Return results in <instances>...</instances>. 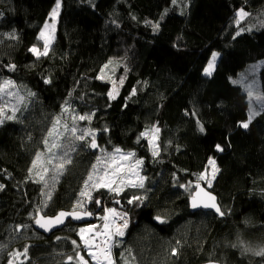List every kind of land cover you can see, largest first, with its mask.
Here are the masks:
<instances>
[{
	"label": "trees",
	"instance_id": "1",
	"mask_svg": "<svg viewBox=\"0 0 264 264\" xmlns=\"http://www.w3.org/2000/svg\"><path fill=\"white\" fill-rule=\"evenodd\" d=\"M59 3L55 42L47 56L38 57L30 49L57 0H0V84L12 81L25 96L13 119L11 112L0 114V264H68L76 251L92 264L79 240L82 226L70 221L47 237L33 218L45 203L41 214L47 217L72 210L100 149L88 147V140H71V163L48 201L43 183L34 179L38 169L33 178L29 173L56 118L71 126L72 116L84 114L91 120L77 121L78 132L94 131L104 152L120 148L143 161V188L96 190L85 203L95 212L96 200L101 202L96 216L106 208L127 214L115 264H264V256L255 254L264 250V106L242 128L250 103L237 83L261 62L264 95V0ZM241 9L246 15L239 28L245 30L236 35ZM213 52L220 55L206 76ZM110 62L118 65L115 80L103 81L100 73ZM115 84L120 92L113 99ZM66 134L59 144L68 142ZM243 136L256 139L255 151L245 147ZM216 144L224 151H216ZM209 158L218 170L211 186L204 185L217 196L223 218L190 210L198 177L210 170ZM133 196L141 201L129 204ZM25 248L26 255H13Z\"/></svg>",
	"mask_w": 264,
	"mask_h": 264
},
{
	"label": "snow or ice",
	"instance_id": "2",
	"mask_svg": "<svg viewBox=\"0 0 264 264\" xmlns=\"http://www.w3.org/2000/svg\"><path fill=\"white\" fill-rule=\"evenodd\" d=\"M173 3H176V0H173ZM60 9V3L59 0H57L56 7L52 10V16L56 17ZM246 13L241 9L237 13V20L236 24L238 26V31L236 32V35H240L241 32H243L245 29L239 28L240 18L244 17ZM49 27L53 29V32L55 30V25H45V29L47 30ZM151 27L153 30L159 29V23L152 24ZM250 30V29H249ZM40 39L44 41L43 43V51H41L37 47H32L30 51L34 53L35 55L39 56H47L48 50H49V43H50V37H47L45 32L40 33ZM220 53L213 52L211 54V58L207 63V67L204 69V74L206 76H211L212 72L215 68V64L217 61V58L219 57ZM111 63V62H110ZM14 68V66H12ZM107 67V65L105 66ZM234 83L236 81H233ZM45 83H50L49 80H45ZM14 84L12 81H5L3 84H0V93H4L6 89H14ZM8 95H13L14 93L12 91L7 92ZM133 95L135 94V90H133ZM31 95V94H30ZM248 97L251 99L252 97V90L249 88L247 92ZM109 96L111 98H115L112 93H109ZM19 100H23V97H18ZM67 111V109H65ZM3 109H0V112H2ZM16 109H13L12 115L8 116V119H13L15 116ZM255 113L249 112L248 120L246 122H241L240 126L242 128L247 129L249 127V124L251 123L252 116ZM72 125L69 126L67 124L62 125L64 128V132H66L73 141H85L88 140V147L91 149H100L101 152H104V149L100 148V145L97 144L96 138H95V132L89 129H82L79 130V135H77L78 128H77V121H85V120H91V115L84 114V115H78V116H72ZM2 123V121H0ZM61 118L57 117L55 120V123L53 124V128L51 131L48 132V136L52 137L53 131H56L57 126L60 125ZM107 131V129H105ZM155 132H159L158 128L154 129ZM199 131L203 133L205 131L204 126L202 124L199 125ZM64 133L57 132V138L62 136ZM142 135H147V133H143ZM90 138V139H89ZM47 148V152L50 154L48 158L41 164L39 170L36 172V177L38 179L35 180L37 183H43L44 188L49 189V191L45 192L44 195L47 199H51V188H54L56 180L58 179V176L62 173L65 166L67 164L71 163V158L69 156V151L73 150V148H68L64 150L61 153L53 152V149H59L63 148L64 146L61 144H58L55 140L52 142L51 145H49L48 140L45 139L43 141ZM215 150L218 152H223L224 149L221 145L216 144ZM158 148L154 146L153 149V155H158ZM43 153H38L36 155V159L33 161L32 167L29 169L30 178H33L31 176V173L33 169L37 168V161H40ZM134 153L127 152L125 153L120 148H115L112 153H108L106 156L103 157H97V164L93 165L92 172H90L87 176V179L84 182L82 190L79 192V199H77L75 205L73 206V209L71 211H63L61 210L57 215L54 217H47L42 215V207H46L47 204L45 203L41 208L37 209V215L34 217V222L36 225L39 226V228L44 229L45 231H51L52 228L61 225L64 223L65 219L68 217H72L76 220H80L84 217L91 216L92 213L90 211L86 210L85 205V199L87 201L92 200L91 196V190L95 189L98 190L99 188H106L110 191L119 193L122 189L120 187H113V185L116 184L117 179L120 180L121 184L127 183V186H130L132 188H143L144 187V180L146 177H143L139 174V172L136 170L138 166L143 164L142 160H135L134 165H129L127 171L124 170V167L122 165V161H127L130 157H133ZM104 164L103 169H98L97 165ZM208 165L211 166L212 169V176L215 177V174L217 172L216 163L215 160L212 158H209ZM50 166V167H49ZM111 169V171H109ZM49 170L52 171L53 175L46 179L48 176ZM49 180L51 181V184H49ZM198 180H207L208 186H211L212 181L208 179V173L207 169L204 173H202ZM4 186L0 184V189H2ZM181 187H185V185H181ZM197 191L193 192L191 195V207L193 209L196 208H205V209H213L216 213H218L220 216L225 215V213L221 210V208L217 205L215 196H212L210 193L206 192L202 187H200L199 183L196 184ZM187 190V189H186ZM134 201H141V197L139 196H133L131 199L128 200L129 204H132ZM97 205H99L100 201L96 200ZM108 214L112 215L114 218L119 217V221H122V223H118L113 219L112 224L109 223L104 224V231L100 232L96 230L95 226H89L87 228H81L79 230V235L81 237V240L83 241V246L88 250V256L92 258L96 262V264H115V259L112 255V248L116 246L117 237H123L125 235V229L128 227V219L127 214H120L116 211L114 208H109L106 210ZM108 215H105L102 219L108 220ZM156 219L160 220V217H157ZM164 221L161 220V223ZM22 226H17V231L21 229ZM90 234L89 236H86L85 234ZM97 237H103L102 240L99 242L97 241ZM59 239V237L57 238ZM72 244L76 246V249H79L80 245L77 244V242L74 240L72 241ZM93 249H96L94 251ZM247 251V249H245ZM27 254V248L23 250V253H14L13 255L19 256V255H26ZM172 255L177 254V249L172 250ZM256 255L264 256V250L258 251L255 253ZM68 264H72V261L75 260L76 264H88V261L84 258L83 255L79 253V251H76L74 256H68L67 257ZM11 264V262H10Z\"/></svg>",
	"mask_w": 264,
	"mask_h": 264
},
{
	"label": "rangeland",
	"instance_id": "3",
	"mask_svg": "<svg viewBox=\"0 0 264 264\" xmlns=\"http://www.w3.org/2000/svg\"><path fill=\"white\" fill-rule=\"evenodd\" d=\"M59 12H60V9H59ZM59 12H58V14H57L56 17H53L51 15L50 20H48V22L46 23L47 25H53V24L55 25L54 32H53V29L51 27H49L47 30L45 29V27L43 29V32H45L46 36L51 38L50 39V43H49V50H48V52L52 48V46H53V44L55 42V39H56V29H57V22H58V18H59ZM241 19H243V17ZM43 43H44V41L42 39H40L39 42H38V44H37V46H35V47H37L41 51H43ZM261 65H262L261 62L260 63L253 64L251 66V68L246 73L240 75L238 77V79H237V83L240 84V86L244 88V90L246 91V93L248 92V89L249 88L252 90V97H251V99L249 98L250 111L253 112V113H255L252 116V118L255 115H257L258 108L264 106V95L262 93L261 85H260V69H261ZM117 70H118V65H116L114 62L108 63L107 64V67H104L102 69V71L100 73V79L103 80V81L113 82L115 80V74H116ZM8 91H12L14 94L13 95H8L7 94ZM119 92H120V86H117L115 84L113 86L112 90H111V93H112V95L114 97H116L119 94ZM18 97H23V100L22 101L19 100ZM24 101H25V96L22 94V92L19 90L18 87L15 86L14 89H6L5 92L2 93V97H1V109H3V111L6 112V113H8V112L13 113V109H16V111H15V113H16L21 108V106L23 105ZM0 114L3 116L4 113L3 112H0ZM62 125H64V123L61 122L60 125L57 126L56 131H53L52 137H49L48 136L47 140H48L49 145H51L54 140L59 144L62 141V139L64 138V134L62 136H60L59 138H57V132L64 133V128L62 127ZM82 129H84V128H82ZM77 135H79V132H77ZM66 136L68 137V142H66L64 144H61L64 147L63 148H59V149H53V152H56V153L59 154V153L63 152L64 150H66L67 148H69V143H70L71 140L73 141V139L68 134H66ZM245 136H243V138H242V143L249 150L255 151L256 148H257V142L255 141L256 139L255 140H253L254 138L253 139H248V138H246L247 136L246 137ZM96 137L97 136L95 135V138ZM152 138L153 139H152V143L151 144L154 147L155 144H156V138L155 137H152ZM79 142H82V141H79ZM41 153H43L44 155L42 156V158H41L40 161H37V169L38 170H39L41 164L50 155L47 152L46 146H45L44 151H42ZM108 153L109 152H100L99 157L106 156ZM69 156H70V151H69ZM135 160H136V158L133 156V157H130L127 161H122L121 163H122V165L124 167V170L127 171V169H128V167H129L130 164L131 165H134V161ZM96 164H97V161H96L95 165ZM97 167H98V169H103L104 168V164L102 163L100 165H97ZM216 168H217V165H216ZM136 170L139 172V174L141 176L144 177V170H143V166L142 165L138 166ZM109 171H111V169H109ZM254 171H255V169H254ZM207 173H208V179H210L213 182V179L214 178L212 176L211 166H210V170ZM61 174L58 176V179L56 180V183H55L54 188H51V197H52V195L54 193V190H55V187L57 185V182L60 181V179H61ZM52 175H53L52 171L49 170L48 176L46 177V179H49ZM34 179L36 180V179H38V177H34ZM200 182L203 183V184H206L208 186L207 180H200ZM49 184H51V181L50 180H49ZM113 187H120L122 190L119 193L123 192L127 188H132L130 186H127L126 180H125V183L124 184H121L119 179H117V182H116L115 185H113ZM208 187H210V186H208ZM101 189L108 190L106 188H99L98 190H101ZM47 191H49V189L44 188V193L47 192ZM95 191H96L95 189L91 190V196L92 197H93V193ZM110 192L111 193H116V192H113V191H110ZM45 200L48 201L50 199H47L45 197ZM86 202H87V199H85V203ZM106 210H105V212L102 215H98V216H96L97 214L95 212H92L91 211V213L95 214V217L98 220V222H96L94 224H89V225L90 226L91 225L96 226V229L98 231L102 230L104 228L103 227L104 224L108 222V220L106 221V220L102 219L105 215H108V213H107ZM116 210H119V209H116ZM89 225H85L82 228H84L86 226H89ZM124 237H125V235L123 237H117L116 238L117 243L123 241L124 240ZM79 240L81 242V245L83 246V241L81 240L80 235H79ZM117 245L118 244H116V246H114V248H113V255H114V251H115V248L117 247ZM84 249L86 251V254L88 255V250L85 247H84ZM88 257H89L91 263L94 264L93 261H92V259H91V257L90 256H88ZM114 259H115V257H114ZM15 260H14V263H15Z\"/></svg>",
	"mask_w": 264,
	"mask_h": 264
},
{
	"label": "water",
	"instance_id": "4",
	"mask_svg": "<svg viewBox=\"0 0 264 264\" xmlns=\"http://www.w3.org/2000/svg\"><path fill=\"white\" fill-rule=\"evenodd\" d=\"M0 119H1V115H0ZM200 187H202L206 192H208V193H210L212 196H215V198H216V203H217V205L219 206V202H218V198H217V196L210 190V189H208L203 183H201L200 184ZM198 190V189H197ZM196 190V191H197ZM91 205V203H88L87 204V206H90ZM99 207H98V209L95 211V213L97 214V213H99L101 210H102V206H101V202L99 203V205H98ZM220 207V206H219ZM190 210H191V212L193 213V214H195V213H198V212H205V213H214L215 215H217L218 217H220V218H223V216H220L218 213H216L213 209H205V208H196V209H193L192 207H191V201H190ZM96 217H95V214H93L92 213V215L91 216H88V217H84V218H82V219H80V220H76V219H74V218H72V217H68V218H66L65 219V221H64V223L63 224H61V225H58V226H56V227H54V228H52V230L51 231H45L44 229H42V228H39V226L38 225H36L35 224V229L39 232V233H41V234H43V235H45V236H47V237H50V236H52L53 234H55L56 232H59L60 230H62V229H64L65 228V226H67V224H68V222H72V223H74V224H76V225H78V226H85V225H89V224H94L95 222H96ZM207 264H220V263H218V262H211V263H207Z\"/></svg>",
	"mask_w": 264,
	"mask_h": 264
},
{
	"label": "bare ground",
	"instance_id": "5",
	"mask_svg": "<svg viewBox=\"0 0 264 264\" xmlns=\"http://www.w3.org/2000/svg\"><path fill=\"white\" fill-rule=\"evenodd\" d=\"M51 17V16H50ZM50 17H49V19L48 20H50ZM46 25V24H45ZM57 26H58V22H57ZM57 30V29H56ZM108 222L107 223H109L110 225L112 224V222H113V219H115V221L116 222H118V223H122V221H119V217H113L112 215H110V214H108ZM90 226V225H89ZM89 226H86V227H84V228H87V227H89ZM91 226H94V225H91ZM95 228H96V226H95ZM97 230V229H96ZM104 231V228L102 229V230H100V232H103ZM86 236H89L90 234H88V233H86L85 234ZM103 239V237H97V241L99 242L100 240H102ZM114 248V247H113ZM113 248H112V255H113ZM94 251H96V249H93ZM113 257H114V255H113ZM92 259V258H91ZM93 261V263L94 264H96V262L94 261V260H92Z\"/></svg>",
	"mask_w": 264,
	"mask_h": 264
},
{
	"label": "built area",
	"instance_id": "6",
	"mask_svg": "<svg viewBox=\"0 0 264 264\" xmlns=\"http://www.w3.org/2000/svg\"><path fill=\"white\" fill-rule=\"evenodd\" d=\"M106 209H108V208H106ZM115 209H117V208H115ZM118 213H120V214H124V212L122 211V210H116ZM128 219V218H127Z\"/></svg>",
	"mask_w": 264,
	"mask_h": 264
},
{
	"label": "flooded vegetation",
	"instance_id": "7",
	"mask_svg": "<svg viewBox=\"0 0 264 264\" xmlns=\"http://www.w3.org/2000/svg\"><path fill=\"white\" fill-rule=\"evenodd\" d=\"M81 228H82V227H81ZM81 228H80V229H81Z\"/></svg>",
	"mask_w": 264,
	"mask_h": 264
}]
</instances>
